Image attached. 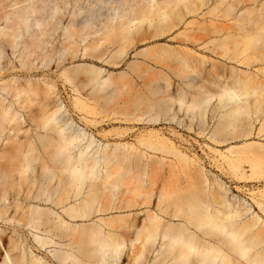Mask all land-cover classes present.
Instances as JSON below:
<instances>
[{"label":"rangeland","instance_id":"obj_1","mask_svg":"<svg viewBox=\"0 0 264 264\" xmlns=\"http://www.w3.org/2000/svg\"><path fill=\"white\" fill-rule=\"evenodd\" d=\"M156 1L0 0V7L9 3L8 9L14 12L33 2L41 7L40 11L29 15L30 31L17 37L15 47L5 42L0 55V75L4 80L30 81L39 91L31 101L26 95L18 97L0 90L5 104L12 106L17 117L11 123L14 129L0 134V264H4L7 254L18 256L23 264H28L32 256L41 258L45 264H81L82 261L154 264L155 246L151 243L148 257L137 258L139 243L133 240L132 220L136 217L142 220L149 210L165 214L162 209L167 208L183 216L197 215L195 205L208 199L212 192H226L234 205L243 209V219L256 214L264 220V205L257 203L264 190V112L255 113L253 99L242 101L251 110L248 114L252 116V126L250 135L241 136L250 127L247 114L240 115L235 124L221 128L220 116L227 107L221 106L216 95L207 99L209 94L220 90L221 80L227 81L231 67L257 72L263 79L264 61H254L255 57H251L252 62L247 64L242 54L230 59L216 53L222 50L219 47L213 50L206 35L204 27L209 26L211 17L210 14L203 16L205 6L198 14H186L171 30L163 33L159 25L149 26L145 22L143 26L137 17L139 10ZM232 1L235 0H229ZM261 4L264 0H241L237 15L246 7H261ZM173 8L186 12L183 3ZM197 19L202 22H193ZM219 20L221 18H214L219 24L233 22V19ZM11 21L1 20L0 30L10 31ZM85 24L91 25L87 43L100 37L111 25L129 27L130 38L107 43L88 55L82 50L74 58L61 53L66 29ZM141 26L143 29L136 31ZM45 29L48 35L42 49H38L36 55L29 53L24 42L30 41V34ZM230 44L234 46L233 40ZM120 49L122 52H118ZM40 54L53 58L37 59ZM182 55L186 56L187 66L178 62ZM92 69L100 71V81L106 80L104 84L100 85L98 79L91 80ZM215 72L226 78H220ZM177 88L186 93L187 101L174 116L173 110L163 112L157 101L168 98L167 93ZM192 100L197 101V106L191 107ZM179 106L178 103L177 109ZM42 108L57 110L56 117L66 133L85 134L81 142L72 145L73 152L90 143L89 156L100 158L106 151L111 154L109 167L115 170L123 165L121 178H95L83 185L79 196L71 198L70 204H76L82 198L90 200L92 193L98 191L97 199L89 206L88 217H70L62 207L41 201L56 177L62 176L58 162L49 161L45 165L38 158L42 150H31L36 146L40 148L39 135L45 131L38 134L35 120L30 116ZM161 137L165 138L164 146H173L171 151L157 143ZM149 138L157 139L156 146L143 144ZM228 147H233V151H228ZM26 155L30 156L29 161ZM231 157L237 158L238 169L230 165ZM256 161L263 170L262 177L251 173L252 163ZM22 169H26L24 174ZM2 171H11L12 178H2ZM91 183L96 189L89 187ZM7 186L10 190L4 196ZM74 193L71 189L70 194ZM31 204L39 205L44 214L47 209H54L77 226L48 231L44 224L26 223ZM100 219L114 221L108 225L104 221L101 224ZM98 224L102 225L99 228L103 236L110 233L121 240L119 252L107 254L104 259L95 253L96 244L78 243V234L84 227L91 229ZM38 235L51 240L42 246ZM247 249L255 251L256 247L247 246ZM66 252L75 256L62 260L60 254Z\"/></svg>","mask_w":264,"mask_h":264},{"label":"bare ground","instance_id":"obj_2","mask_svg":"<svg viewBox=\"0 0 264 264\" xmlns=\"http://www.w3.org/2000/svg\"><path fill=\"white\" fill-rule=\"evenodd\" d=\"M174 1V4L171 3ZM241 0L229 2V0H157L156 3L145 6L138 12L139 23H148L149 26L159 25L161 32L171 30L181 18L186 14H198L206 7L203 16L210 14L209 26H205L206 35H209V41L213 44L212 49L215 50L219 47L222 51L221 55L233 59L239 57L241 54L245 56L244 61L249 64L251 57H255L254 61H264V4L261 7H246L239 15H237L238 3ZM183 3L186 12L173 7L179 6ZM9 5L5 4L0 7V21L12 20L8 25L10 31L0 30V55L4 43H9L12 47L17 44L16 39L18 36L30 31L32 24L29 20V15L33 12L40 11L41 7L33 2L30 5L24 6L17 12L10 11ZM203 8V9H202ZM238 9V10H237ZM241 10V8H240ZM221 12L220 14H218ZM221 18V20H231L232 24H219L214 21V18ZM219 20V21H221ZM195 23H201L202 19L194 20ZM37 23L38 19H37ZM143 26L137 27L136 31H141ZM91 25L85 24L80 27L71 25L65 31V40L62 47L63 54L70 55L74 58L78 55L79 51H83L84 55H88L93 50H98L107 43L114 44L119 40H126L130 38L131 29L119 25H111L102 32L100 37L94 39L91 43H87ZM7 36L3 38V36ZM48 30H41L39 33L35 32L30 34V41H25L24 46L31 54L36 55L38 49H42V42L46 41ZM42 36L44 39H42ZM233 40L234 46L230 44ZM251 52H248V50ZM118 52H122L120 49ZM117 52V53H118ZM185 54V53H184ZM50 55H37L36 58L43 59ZM178 62L187 66L188 62L186 56L182 55ZM24 66L26 62L22 63ZM67 70V69H66ZM264 73V67L261 69ZM91 80H97L100 85L104 84L106 80L100 81V71L92 69ZM216 73V72H215ZM220 78H226L225 75L216 73ZM0 90L8 93H13L15 96L21 97L26 95L29 100H33V95H39L38 88L31 84L30 81L18 82L17 79L4 80L0 75ZM67 79H71L67 76ZM49 84V83H48ZM220 90L216 93H211L207 99L216 95L222 107H227L225 112L220 116V127H227L240 118V115L246 113L248 120V132L245 131L241 136H248L251 134L252 116L248 105L242 101L253 99L255 106V113L260 114L264 112V78L260 79L257 72H249L246 70H237L231 67V72L228 75L226 82H219ZM48 91V89H47ZM179 92V93H178ZM168 98H161L157 104L168 113L173 110L174 116L182 109V105L187 101V95L182 89L177 91H169ZM204 98H202L203 100ZM202 100H200L202 102ZM78 102H80L78 100ZM180 104L177 109V104ZM197 106V101L192 100L191 107ZM86 109V105H84ZM257 108V110H256ZM57 110L50 111L49 109H40L38 112L32 113L29 116L35 120L36 132L45 131V134H40L39 139L41 146L32 147L31 150L36 148L42 150L38 158L47 165L49 161L54 163L58 162L62 176H57L54 184L49 188L46 198H41V201L46 203L50 202L53 206L62 207V211L70 217H88L89 206L97 199L98 191L92 193L90 200L82 198L79 203L70 204L73 196H79L83 185L95 178H103L108 180L113 178L117 180L123 175V165L114 170L107 164L111 157L110 153H103L100 158L96 156H89L88 149L90 143L79 147L78 152H73L72 145L76 142H81L84 133H66L65 128L62 127L61 121L56 117ZM253 115V114H252ZM259 116H257L258 118ZM17 119L16 113L13 111L11 105L5 104V98L0 95V134L4 130L14 129L11 124ZM264 123V121H263ZM263 125V124H262ZM219 127V129H220ZM157 139L144 141L143 144L149 147L156 146ZM158 144L165 147V150L171 151L173 146H164L165 138H158ZM50 145L53 148H50ZM247 146H251L248 144ZM233 147H228V151L232 152ZM45 151V152H44ZM180 157L182 155L176 151ZM256 157V156H255ZM25 159L29 161L30 156L26 155ZM237 158H230V165L233 169H238ZM103 162V165L101 166ZM30 163H28V166ZM23 174L26 169L20 170ZM146 173V169L143 171ZM261 165L256 161L252 163L251 173L259 177L263 176ZM2 178H12V172H1ZM89 187L94 188V183L89 184ZM221 189L226 191V188L220 185ZM74 189V194H70V190ZM10 187L4 188V196ZM27 198H30L29 196ZM81 203V205H80ZM259 205H264V190L261 191V196L257 200ZM69 204V206H67ZM191 209L193 205H190ZM197 208V215L183 216L176 211L167 209L165 214L161 212H154L149 210L145 218H134L131 222L134 228L133 236L139 243V251L137 258L148 257V245L151 243L154 247L152 253L154 254V264H264V220L260 216L253 214L251 218L243 219V209L235 206L234 203L227 196L226 192L220 193L212 192L208 199H205L201 204L195 205ZM263 207V206H261ZM7 212V209L5 213ZM29 218L26 223L40 225L44 224L48 227V231L53 229H62V227L75 228L76 224H70L63 218L61 214L54 209H47L45 214L40 211L39 205L31 204L29 211ZM182 217V218H181ZM58 218V219H57ZM122 219V217H120ZM101 224L110 225V222L100 219ZM104 221V222H103ZM101 224L91 229L84 227L78 234V243L82 244H96L94 251L98 254L100 259H104L107 254H114L119 252L121 240L112 234L108 233L103 236ZM100 227V228H99ZM192 228H194L192 230ZM76 230V229H74ZM89 231L91 232L89 234ZM40 245L44 246L49 242L47 236H37ZM261 245V246H260ZM256 247L255 251L247 249ZM260 246V247H257ZM18 248V245H14ZM86 255V248H83ZM75 256L73 253H62L60 257L62 260ZM28 264H45L41 258L32 256L27 260ZM4 264H23V260L16 255L4 258ZM81 264H91L89 261H82Z\"/></svg>","mask_w":264,"mask_h":264}]
</instances>
